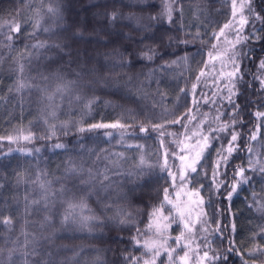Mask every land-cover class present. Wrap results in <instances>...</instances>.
Returning <instances> with one entry per match:
<instances>
[{"label": "trees", "instance_id": "obj_1", "mask_svg": "<svg viewBox=\"0 0 264 264\" xmlns=\"http://www.w3.org/2000/svg\"><path fill=\"white\" fill-rule=\"evenodd\" d=\"M170 2L0 0V264H133V257L143 264L151 213L166 204L177 166L164 163L162 143L193 113L200 153L207 137L191 176L206 206L203 264H264V161L249 163L259 149L264 156V117L255 115L264 113V0H253L246 15L240 63L228 53L229 64L205 79L220 87L219 77L239 63L232 91L225 90L220 106L215 97L213 107L202 102L212 97L195 88L203 70L223 64L209 53L232 21L233 0H175L172 23L150 19ZM13 23L19 32L10 31ZM147 48L155 50L152 60L140 56ZM233 133L238 139L229 155ZM58 143L64 147L54 148ZM218 150L227 161L215 176ZM238 168L249 181L229 198ZM81 199L82 214L99 221L91 231L62 227L69 204ZM71 211L79 219L81 209ZM127 214L131 223L117 222ZM180 228L175 224L172 235Z\"/></svg>", "mask_w": 264, "mask_h": 264}, {"label": "rangeland", "instance_id": "obj_2", "mask_svg": "<svg viewBox=\"0 0 264 264\" xmlns=\"http://www.w3.org/2000/svg\"><path fill=\"white\" fill-rule=\"evenodd\" d=\"M252 1L253 0L236 1V15L235 17H232L231 27L229 29H225L224 36H220L219 39H216L214 43L215 48H213L211 51L212 53L210 59H213L217 56H222V60L220 62L223 64L221 66H213L211 71L210 68H208V70H203V75L200 73L201 78L198 85L196 86L197 88H195V93L200 92L202 95H204V98L205 95L210 98L212 97L210 102L208 100L209 98L207 97L205 101L203 99L202 102L204 105H207V107H213V104L216 101L217 103L224 102L226 100L225 90L230 88L232 82L235 81L233 79L237 77L236 68L237 64L240 63L238 57H240L242 51L245 50L247 44L244 41L246 36V33L244 34V32L247 30V23H241V16L246 18V15L249 12V6L251 7ZM242 4L245 5L243 9H241ZM250 30L251 29H249V31ZM253 33L254 32H251L250 35ZM228 53L233 54L232 56H234L235 59L239 61V63H235V66L233 57L232 65L235 66V71L226 70L228 75H221L219 77V80H221V83L219 84L220 87H215V81L212 80L207 82L205 79L209 80L208 78L210 77L212 79L216 69H224L225 66L229 64V60L227 58ZM260 64L259 69L261 73L263 72L262 79L264 81V68H261ZM230 73H236L235 77L230 76ZM216 84H218V82H216ZM214 98V103H211ZM220 105L221 103L219 106ZM198 107L201 108L204 106L201 104L198 105ZM192 115V121L189 120L183 130H176L174 128L169 130L170 132H167L166 136L164 137L165 142L162 143L165 150V154L163 155V161H165L164 163L167 164L169 161L177 162V166L172 170L173 190L170 195H168V201H171V203L166 201V204L162 208V214L161 212H157L154 219H152V226L145 240L150 243L154 242L156 249L160 251L159 257H156L155 259V264L158 262H160L159 264H203L207 258L205 257L206 252L204 250L203 254L200 252L202 242L201 240H205V232L207 231L205 225L206 206L200 190L193 188V184H191V176L195 172L191 171V168L189 167L193 160L197 159V154L200 153L199 147H197L195 144L196 141L193 140V135L196 134V130L194 129L195 121L197 119L194 113ZM207 115L208 114H206L205 118H207ZM262 145L263 143L260 146ZM259 150L256 154L253 153L254 156H250V160L254 163H257L258 161L262 164V161H264V156L261 157L262 155ZM180 157H184V159L181 160ZM200 161L201 157H199L198 162L195 164L196 169L198 164H200ZM218 161L219 166H217ZM215 163L216 164L214 165L213 171L215 172V176H218L221 174L220 169L222 165L226 163L223 159V153H219V150L215 159ZM181 177H183V179ZM164 217H168V219H164ZM175 224H179L181 227V232L179 234L172 235ZM179 230H176L175 232ZM177 238H179V240H177ZM169 252H172L171 261H169L168 257ZM185 253H187L186 260H179L178 257L184 256ZM153 255V252H148L145 250V259L151 260Z\"/></svg>", "mask_w": 264, "mask_h": 264}, {"label": "snow or ice", "instance_id": "obj_3", "mask_svg": "<svg viewBox=\"0 0 264 264\" xmlns=\"http://www.w3.org/2000/svg\"><path fill=\"white\" fill-rule=\"evenodd\" d=\"M174 3H175V0H171L170 3H166L164 12H162L159 16L151 17L150 19L159 21L163 17L166 16L168 22L172 23L173 22L172 21V12H173L172 4H174ZM244 6L245 5L242 4L241 5V9H243ZM232 7H233V17H235V15H236V11H235V9H236V0H233ZM248 10H249V12H251L252 8L249 6ZM49 11L51 12V11H53V9L49 8ZM116 18H117V14L115 12L112 13V19L115 20ZM257 18L260 19L259 16H257ZM127 19L131 20L132 17H127ZM241 23L242 24L247 23L246 18L243 17V16H241ZM9 27H10V31L19 32L21 30V25L19 23H13ZM230 27H231V21H229L228 23H225L223 28L220 29L219 34L216 36V38L219 39L220 36H224L225 29H229ZM45 31H48V29H45ZM73 35L80 36L81 38H83L82 34L79 33V32L73 33ZM8 38L11 39V36H9ZM172 39H173L172 37H169L170 41ZM180 42L181 43H187V41H180ZM39 47H45V45L44 44H40ZM52 47H57L61 51H64V46L62 44H55V45H52ZM213 48H215V45H213ZM155 55H156V53H155V50L153 48H147L146 51H142L140 53L141 58L147 59V60H152ZM209 55L211 56V53H209ZM181 59H185L186 60L187 57H182ZM172 63H176V61H172ZM260 67L264 68V60L261 61ZM21 71H23V66H21ZM236 72H239V67L238 66L236 68ZM203 74L204 73L201 72V75H203ZM229 75L235 77L236 73H230ZM197 79H199V77H197ZM261 85L264 86V81H261ZM20 87H24V85L21 84ZM67 88H68V85H66V84L65 85H58L57 88H56V91L57 92H63ZM193 88H195V85H193ZM229 91L231 92L232 90L229 89ZM234 94L235 93H233V95ZM49 99H51V97H49ZM77 99H79V97H77ZM229 100L231 102V97H229ZM90 103L91 102H89V104ZM236 107H238V106H236ZM255 115L257 116V118L264 117V113H261V112H256ZM181 119H183V117H181ZM173 122L174 123H179L180 120H176V121H173ZM117 126H118L117 124H112V125H108V124H93V125H91V128H108V127H117ZM158 127H161V126L153 125V130H156ZM225 127H227V126H225ZM80 131H84V129L81 128ZM141 131L146 132L147 129L144 128V127H141ZM29 138L30 137H25V139H29ZM237 139H238V134L233 133L232 136H231V141L229 142V146L227 148V152H228L229 155L235 150V148L233 146V142H235ZM251 139H256L255 134L252 135ZM204 140H205V144H204L203 147H207V137H204ZM63 147H64V145L63 144H59V143L54 145V148H63ZM203 147L201 149V153L197 154V159L193 160L192 164L189 165V167L191 168V171H193V172L196 171L195 164L198 162V159H199L200 155L203 152ZM37 151H39V150L37 149ZM249 151H251V149H249ZM180 159L183 160L184 157H180ZM223 159L225 161H227V157H223ZM141 163H143V161H141ZM249 163L252 164V161L250 160ZM257 163H259V162L257 161ZM217 166H219V161L217 162ZM255 170H256L255 169V165H253V171H255ZM259 171L261 173H264V165L260 166ZM214 175H215V172H214ZM236 175H238L240 177V180L236 181V183L232 185L231 192L229 193V198H231L232 193L236 191V188H237V186L239 184L248 183V181H249V177H247L245 175V169L244 168H238ZM181 178L183 179V177H181ZM165 201H167L168 203H171V201H168L167 189H165ZM75 208H80L81 209V215H80L79 219H76L74 217V215H73V211H71V210H74ZM85 208H87V204L84 202L83 199H81L79 204H69L70 211H67L66 214L63 216V219L61 220V226L62 227H70V226H73V225H78L79 226V230L88 229L89 231H91V229L95 226L92 222L99 221L100 218L98 216H95V215H90V216L83 215L82 213H83V210ZM162 208H163V204H161L160 208L154 209L153 212L151 213V216L155 217L157 212H161V214H162ZM117 216H119V213L117 214ZM129 216H130V214H127V216H125V217H120L117 222L120 223V224L131 223V220L128 218ZM45 219L47 220L48 218L46 217ZM112 219L116 220L117 217H113ZM164 219H168V217H164ZM5 222L8 223L9 221H5ZM150 227H151V224H149V228ZM137 231L139 232V229ZM133 239L136 240V244L137 245L140 244V241L138 239H136L135 237H133ZM177 240H179V238H177ZM143 248L146 251H148V252H153L154 253V255L151 258V260L144 259L143 260V264H155L156 257H159V255H160V251L158 249H156L155 243L154 242L150 243L148 241H145L144 244H143ZM229 251H232V249H229ZM168 257H169V261H171L172 260V252L168 253ZM205 257H207V253H205ZM186 258H187V253H185V255L182 256V257H178V259L181 260V261H185ZM213 258L214 259H219L220 257H213ZM224 259L226 260L227 257L225 256ZM132 260H133V264H138V262L141 260V257H133Z\"/></svg>", "mask_w": 264, "mask_h": 264}]
</instances>
